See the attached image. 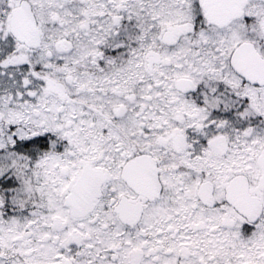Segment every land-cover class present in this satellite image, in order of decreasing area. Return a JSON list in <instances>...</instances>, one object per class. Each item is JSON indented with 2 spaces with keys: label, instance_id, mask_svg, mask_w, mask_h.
Masks as SVG:
<instances>
[{
  "label": "snow or ice",
  "instance_id": "snow-or-ice-1",
  "mask_svg": "<svg viewBox=\"0 0 264 264\" xmlns=\"http://www.w3.org/2000/svg\"><path fill=\"white\" fill-rule=\"evenodd\" d=\"M0 264H264V0H0Z\"/></svg>",
  "mask_w": 264,
  "mask_h": 264
}]
</instances>
